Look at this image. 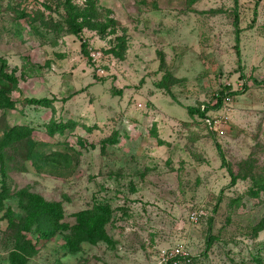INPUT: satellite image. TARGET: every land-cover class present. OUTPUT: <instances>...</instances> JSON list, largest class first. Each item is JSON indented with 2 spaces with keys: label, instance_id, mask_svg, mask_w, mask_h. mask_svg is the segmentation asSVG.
<instances>
[{
  "label": "rangeland",
  "instance_id": "rangeland-1",
  "mask_svg": "<svg viewBox=\"0 0 264 264\" xmlns=\"http://www.w3.org/2000/svg\"><path fill=\"white\" fill-rule=\"evenodd\" d=\"M64 1L0 0V264H264V0Z\"/></svg>",
  "mask_w": 264,
  "mask_h": 264
},
{
  "label": "trees",
  "instance_id": "trees-1",
  "mask_svg": "<svg viewBox=\"0 0 264 264\" xmlns=\"http://www.w3.org/2000/svg\"><path fill=\"white\" fill-rule=\"evenodd\" d=\"M255 5V4H254ZM64 10L66 12V26H67V30L69 31L70 34H78L81 30L82 27H87L89 29H93L94 27L91 25L90 23V19L93 14L91 15H85L84 11L85 9L81 10L79 9L78 6H75L73 4H71L70 0H65L64 4H63ZM90 9H94L93 4L90 3ZM89 10V9H88ZM90 11V10H89ZM93 27V28H92ZM118 42H116V44L114 46H112L111 48H109L107 50V52L112 53L114 55H118L120 54L123 49H124V42L121 38L116 37L115 38ZM81 50L83 51L84 55H87V52L85 51V43L82 42L81 43ZM227 88V87H225ZM224 94V90H220L218 91L215 96V103L212 104L211 108H218L221 104V99L222 96ZM35 103H43V105L47 104V100L45 98H41V99H34L32 100ZM6 103H8V101H6ZM10 107V106H9ZM208 106H206L204 108V111H206L208 108ZM187 111L189 113L192 112H197L196 109L192 108V107H187ZM199 115H203V111L199 112ZM52 130V128H51ZM215 148L217 151V154L221 160V165H225L224 161H223V157H222V153L219 150V147L217 144H215ZM229 167V166H228ZM228 173L230 176V185L234 183L236 178H244L245 175H239V174H233L232 170L230 169V167L228 168ZM98 211V213L100 215H105L107 214L108 210L106 208H102L99 207L97 210H94L93 213H90L88 215H86L84 217V221L82 223V227L78 233V235L75 238L76 242H89V243H95L99 237H101V232L100 231V224L97 223L94 219L97 217L96 216V212ZM51 212L46 209V210H40L38 212H35V215L32 217V219L34 220V222L37 223L36 227H35V232H37V238H43V239H47L50 238V236L53 233V230L55 229V226L52 222L51 219ZM9 221L11 222V219L9 218ZM51 221V222H50ZM212 238H210L209 236L207 237L206 240V245H209V243L211 242ZM17 247V246H16ZM33 246H31L28 243V246H26V249L24 247H19V248H15V253L19 252V251H24L26 253V255H32L33 254ZM18 264H22V263H18Z\"/></svg>",
  "mask_w": 264,
  "mask_h": 264
},
{
  "label": "built area",
  "instance_id": "built-area-1",
  "mask_svg": "<svg viewBox=\"0 0 264 264\" xmlns=\"http://www.w3.org/2000/svg\"><path fill=\"white\" fill-rule=\"evenodd\" d=\"M177 252V251H176Z\"/></svg>",
  "mask_w": 264,
  "mask_h": 264
}]
</instances>
